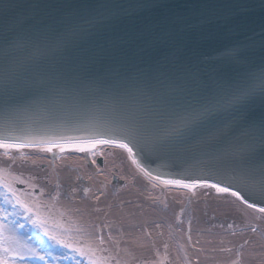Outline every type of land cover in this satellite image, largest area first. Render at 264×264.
I'll return each instance as SVG.
<instances>
[{"label": "snow or ice", "instance_id": "obj_1", "mask_svg": "<svg viewBox=\"0 0 264 264\" xmlns=\"http://www.w3.org/2000/svg\"><path fill=\"white\" fill-rule=\"evenodd\" d=\"M111 19L100 11L69 13L41 28L20 18L0 32V113L6 125L17 122L22 111L37 103L45 104L53 113L87 117L93 111L90 95H98L102 101L118 96L119 110L109 116L141 154L170 153L177 148V141L183 144L200 130L225 142L224 148L213 149L207 139H200V151L192 155L190 168L201 178L161 180L157 176L160 183L192 190L212 188L264 213V206L257 208L250 202L259 199L264 204V64L258 70L251 68L244 50L236 47L226 50L223 62L211 72L193 71L169 61L148 71L129 73L122 64L101 68L95 75L85 74L82 65L67 60L66 53L78 38ZM129 142L98 136H0V148L6 151L38 146L47 152L69 148L91 152L97 144L116 145L126 149L133 163L151 175L136 159L138 153ZM0 189L3 203L11 207L10 212L0 207V264H28L29 260L48 258L59 264L60 259H74L53 256L48 248H36L24 241L17 235V229L24 227L20 217L41 230L52 245L89 256L90 249L55 234L39 211H34L35 205L18 194L14 182L2 171ZM90 264L98 262L90 258Z\"/></svg>", "mask_w": 264, "mask_h": 264}, {"label": "water", "instance_id": "obj_2", "mask_svg": "<svg viewBox=\"0 0 264 264\" xmlns=\"http://www.w3.org/2000/svg\"><path fill=\"white\" fill-rule=\"evenodd\" d=\"M95 11L112 19L78 38L66 53L67 60L82 65L81 71L88 75L122 64L129 73L148 71L169 61L193 71L211 72L223 62L226 50L236 47L244 50L251 68L258 70L264 64V0H0V32L20 18L42 28L69 13ZM89 104L93 111L87 117L53 113L43 103L22 111L17 122L7 125L0 113V136H98L129 142L109 116L119 110L118 96L102 101L98 95H90ZM201 138L213 149L225 147L223 139H213L205 130L183 144L177 141V148L170 153L141 154L134 143L129 145L151 173L143 171L148 176L191 179L201 178L190 168L192 155L200 151ZM250 202L264 206L259 199Z\"/></svg>", "mask_w": 264, "mask_h": 264}, {"label": "rangeland", "instance_id": "obj_3", "mask_svg": "<svg viewBox=\"0 0 264 264\" xmlns=\"http://www.w3.org/2000/svg\"><path fill=\"white\" fill-rule=\"evenodd\" d=\"M46 170L43 167L30 169L27 164L20 163L15 158L10 160L0 153V171L10 182H14V188L23 199L35 205L34 211H39L49 228L54 229L57 235L63 234L76 246L91 250L89 256H80L72 253L71 249L54 246L41 230L33 228L22 217L18 218L24 227L18 228L17 233L23 240L32 242L33 247L48 248L56 257L74 256V259H60L59 264H90V258L98 264H200V260L209 262L208 264H250L249 260L257 261L248 257L252 256L248 251V238L234 240L231 236L234 226L217 223L205 227L206 231L192 226L189 227L191 232L181 238L180 228L174 225L175 220L179 221V215H176L168 227L157 221L155 226L149 228L146 226L149 218L142 217L145 213L129 212L124 203L113 205L111 196L106 195L98 203L89 202L87 205L62 195L58 184L51 179L55 170ZM51 186L54 189L51 190ZM2 192L3 189H0V193ZM77 192L74 189L72 194ZM89 194L85 190L86 197L83 200L86 203L93 200ZM163 202L166 205V201ZM144 205L142 204L143 207ZM0 207L11 211V207L3 203L2 196ZM256 232L257 229L253 230L252 239L259 238ZM29 237L32 239L29 240ZM193 251L196 257L192 256ZM170 252L172 257H169ZM243 255L248 257L247 261L243 259ZM28 264L56 262L48 258L44 261L29 260ZM255 264H262V261Z\"/></svg>", "mask_w": 264, "mask_h": 264}, {"label": "bare ground", "instance_id": "obj_4", "mask_svg": "<svg viewBox=\"0 0 264 264\" xmlns=\"http://www.w3.org/2000/svg\"><path fill=\"white\" fill-rule=\"evenodd\" d=\"M0 152L10 160L15 158L18 162L27 164L30 169L43 167L50 171L53 168L55 172L51 179L53 183L58 184L60 193L84 204L98 203V200L106 195L112 197L113 205L124 203L129 211L136 208L138 203L145 204V207L138 209L145 213L143 219H150L146 225L149 228L155 226L157 221L160 225L168 227L176 215H179V221L186 224L183 229L180 228L181 238L186 237V229L192 226L203 231H206L205 227L208 225L217 223L234 226L235 230L231 234L233 239L248 238V251L252 255L248 257L257 259L249 260V263L255 264L261 260L264 264V213L256 208H248L234 197L218 194L212 188L197 187L192 190L155 181L133 163V158L126 149L112 144H97L91 152H78L71 148L63 152L58 149L47 152L38 146H26L10 151L0 148ZM38 174L44 175L42 172ZM50 188L54 189L53 186ZM74 189L78 190L75 195L72 194ZM85 190L94 201L86 203L83 200L86 197ZM163 200L166 205H163ZM255 229L259 238L252 239ZM17 235L19 236V232ZM27 242L34 246L32 242ZM172 256L173 254L169 257ZM192 256L196 257L194 251ZM248 257L243 255L245 261ZM172 262L174 263V258Z\"/></svg>", "mask_w": 264, "mask_h": 264}]
</instances>
